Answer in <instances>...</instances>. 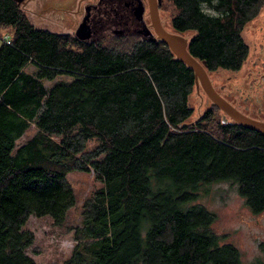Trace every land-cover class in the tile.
<instances>
[{
  "label": "trees",
  "instance_id": "obj_1",
  "mask_svg": "<svg viewBox=\"0 0 264 264\" xmlns=\"http://www.w3.org/2000/svg\"><path fill=\"white\" fill-rule=\"evenodd\" d=\"M170 3L173 31L193 33V57L209 70L243 65V30L264 0H163L164 11ZM0 31L12 35L0 45V264H35L25 225L31 215L64 222L76 204L74 170L93 171L101 186L82 205L63 264H264V245L244 262L197 201L228 181L264 211V133L216 123V104L189 124L195 73L166 43L128 34L81 41L36 27L16 0H0ZM61 75L71 80L43 82Z\"/></svg>",
  "mask_w": 264,
  "mask_h": 264
},
{
  "label": "rangeland",
  "instance_id": "obj_2",
  "mask_svg": "<svg viewBox=\"0 0 264 264\" xmlns=\"http://www.w3.org/2000/svg\"><path fill=\"white\" fill-rule=\"evenodd\" d=\"M84 6L83 0H32L27 7L22 5L36 27L72 35H75L84 12ZM174 12L175 9L171 3L170 8L162 12L163 25L170 32H175L171 27V17ZM254 24L255 22L252 25ZM129 30L125 26H119L108 19L104 22V26L96 27L94 35L81 41H96L99 37ZM182 35L189 39L193 33L187 32ZM260 46V43L250 44L248 59L239 71L234 73L218 69V71L209 72L208 76L214 88L227 98L240 113L258 121H264V86H262L264 84L259 85L261 75L259 77L254 76L258 72L253 67L252 62L254 59L252 52L256 47L260 51ZM25 70L29 73H35L36 68L29 64ZM251 71L253 75L249 74ZM250 75L252 76L251 79L257 78L259 80L255 87L249 86L252 83L249 78ZM229 76L234 79L229 81ZM70 80V76L61 75L53 80L45 79L43 82L46 87L51 88L59 82ZM241 83H244L242 86L245 88L242 86H239L240 90L232 88V84ZM223 86H226V89H223ZM228 88H231L230 91ZM190 104L194 112L188 121L189 124H194L206 112L211 109L214 110L216 107L200 83L195 84L190 95ZM216 108L214 110L216 123H236L222 109L218 106ZM225 115L226 121H223ZM36 131L37 129L33 124L17 141V146L24 144ZM97 142V138L90 139L86 149H91ZM67 180L74 190L76 204L68 210L64 222L56 225L48 215L40 217L31 215L25 225L35 236L34 242L26 250L27 254L34 259L35 264H63L70 256L76 242L75 228L82 222V205L101 186L93 171H71L67 174ZM197 201L214 213L215 230L223 235L224 241L231 242L238 247L244 262L250 263L261 254L260 247L264 245V211L254 213L246 199L238 192L236 185L228 181L212 183L205 187V191L201 193Z\"/></svg>",
  "mask_w": 264,
  "mask_h": 264
},
{
  "label": "flooded vegetation",
  "instance_id": "obj_3",
  "mask_svg": "<svg viewBox=\"0 0 264 264\" xmlns=\"http://www.w3.org/2000/svg\"><path fill=\"white\" fill-rule=\"evenodd\" d=\"M83 2L85 3L84 12L82 13V17L77 28L81 27L80 34L86 35L87 38L95 34L94 31H96V27H99V25L104 26V22L108 19H111L113 23H116L119 26L121 25L125 26L126 28L130 29L129 31L119 32L117 34L136 35L143 40H151V41L160 40L158 38L155 29L154 16H156L158 22L163 25L162 12H165L162 7L163 0H83ZM263 10L264 7L260 11V13L244 27L243 30V37L247 41L248 46H250V44H257V43L261 44L260 51L258 50V47H256V49H254V51L252 52V57H254L252 61L253 67H255V69L258 72L257 75L254 76L259 77V75H261V81L259 85L264 84V52H263L264 11ZM99 22L101 23L99 24ZM254 22L255 24L252 25ZM190 38H192V36ZM251 40L253 41L251 42ZM243 65L237 70L224 69V68L221 69L227 72L235 73L240 69H242ZM214 71H218V69L209 70L207 66L208 73ZM249 74L253 75V72L251 71ZM251 77L252 76L250 75L249 78L252 81V83L249 86L255 87L256 82L259 80L257 78L251 79ZM229 78H230L229 81L234 79L232 76H229ZM243 84L244 83L232 84V88L235 90H240L239 86H242ZM242 87L245 88L244 86ZM222 88L226 89V86H223ZM228 89L230 91L231 88ZM220 95L226 101L229 102V100H227V98H225L222 94ZM229 103L231 104V102ZM231 105L233 106V104Z\"/></svg>",
  "mask_w": 264,
  "mask_h": 264
},
{
  "label": "water",
  "instance_id": "obj_4",
  "mask_svg": "<svg viewBox=\"0 0 264 264\" xmlns=\"http://www.w3.org/2000/svg\"><path fill=\"white\" fill-rule=\"evenodd\" d=\"M16 1L19 4L24 2V0ZM154 25L158 38L170 47L178 59H181L194 70L196 83L201 84L214 104L222 109L225 114L230 116L237 124L264 133V121H258L240 113L214 89L208 76L206 61L197 60L188 50V45L192 38L188 39L184 37L182 33L167 31L166 28L158 22L156 16H154ZM80 30L81 27L77 28L75 35L78 39L85 40L87 36L80 34ZM223 121H226V116L223 118Z\"/></svg>",
  "mask_w": 264,
  "mask_h": 264
},
{
  "label": "built area",
  "instance_id": "obj_5",
  "mask_svg": "<svg viewBox=\"0 0 264 264\" xmlns=\"http://www.w3.org/2000/svg\"><path fill=\"white\" fill-rule=\"evenodd\" d=\"M1 44H12V35L10 32L0 31V45Z\"/></svg>",
  "mask_w": 264,
  "mask_h": 264
},
{
  "label": "crops",
  "instance_id": "obj_6",
  "mask_svg": "<svg viewBox=\"0 0 264 264\" xmlns=\"http://www.w3.org/2000/svg\"><path fill=\"white\" fill-rule=\"evenodd\" d=\"M31 2H32V0H24V2H21L20 5H21V7H22V5L24 4L25 7H27V5H29ZM22 9H24V8L22 7ZM27 15H28V13H27ZM28 17H29V15H28ZM29 18H30V17H29ZM30 20H31V19H30Z\"/></svg>",
  "mask_w": 264,
  "mask_h": 264
}]
</instances>
